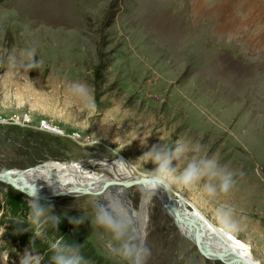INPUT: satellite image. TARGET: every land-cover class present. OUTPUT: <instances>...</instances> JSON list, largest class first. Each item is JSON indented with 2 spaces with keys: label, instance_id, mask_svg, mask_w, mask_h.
<instances>
[{
  "label": "rangeland",
  "instance_id": "1",
  "mask_svg": "<svg viewBox=\"0 0 264 264\" xmlns=\"http://www.w3.org/2000/svg\"><path fill=\"white\" fill-rule=\"evenodd\" d=\"M229 1L230 11L236 3ZM221 9L210 10L216 22L206 25L208 14L197 21L191 0H0V170L83 161L95 176L128 178L104 165L122 158L131 175L147 177L156 165L141 156L153 145L174 156V175L189 162L215 159L220 172L232 174L228 192L219 190V177H203L187 189L172 184L169 193L248 244L264 264V44L254 36L257 25L237 18L242 10L222 16ZM225 19L232 22L220 26ZM24 48H35L38 69L13 66L11 56ZM75 84L87 94H73ZM120 193L140 216V187ZM40 199L60 223L34 237L25 193L0 180L3 264H19L32 247L41 264H51L56 240L79 246L87 264H127L109 253L106 245L116 242L94 223L88 196ZM220 212L237 222L235 230H223ZM68 216L83 219L73 225ZM143 216L145 264H226L197 250L158 196Z\"/></svg>",
  "mask_w": 264,
  "mask_h": 264
},
{
  "label": "bare ground",
  "instance_id": "2",
  "mask_svg": "<svg viewBox=\"0 0 264 264\" xmlns=\"http://www.w3.org/2000/svg\"><path fill=\"white\" fill-rule=\"evenodd\" d=\"M233 1L234 3H236V6L234 5L229 8L231 13L235 16L240 10H242V15H239L237 18L241 17L243 19H246L245 22L250 23L251 26L257 25L255 26L256 28L254 27V29H257L253 32L254 34L257 32V34H255L254 36H257V38L260 37V43L264 44V0ZM191 2L193 15L197 21L201 18L202 13L208 14L209 17H206L208 18L207 22L204 23L206 25H210L208 21L213 22L214 20V22H216L215 17L213 16L214 13L212 14L210 10L215 9V12H218V8H223V10H220V15L222 16L223 12L230 13V11L226 9L227 7H229V0H191ZM210 14L213 18L210 16ZM230 22H232V20L230 19L219 21L220 26L224 25V27H226ZM215 25L217 24L215 23ZM235 30H237L238 32L240 31L239 25L235 26ZM240 34L241 33H239V35ZM241 36L243 37L244 42V38H247L248 34L242 33ZM250 42L251 41L249 39V43ZM216 67L220 68V66ZM223 70L224 67L221 65V68L216 71H221L223 73ZM215 91H218V89H215ZM125 163L122 158H118L115 161L105 163L104 165H106L111 170H115L119 173L125 172L127 175H130L128 178L115 177L108 180L106 177H103V175L95 176L96 174H90L86 171V166L83 161H47L35 167L29 168L28 170H8V172L6 173V177L0 180L7 183H9V181H13L19 188V190L23 192L35 188L38 192L39 198H47L61 194L72 196L75 195V193L69 192L67 190L80 193V195L82 193H86L90 190L95 189L107 191L111 189L112 191H114V193H120L123 189H125V187H129L121 184H125L134 178V176L131 175V171L126 167ZM6 171H4V173ZM0 172L2 171L0 170ZM141 178L144 179L147 177ZM107 181H117L119 182V184H116V186L113 187H104ZM144 184L145 182L137 185L140 187V189H142L144 187ZM122 195L123 194H121V196ZM153 195L159 197L164 211L173 219L174 224L184 237L194 243L195 236H198L197 245L202 253L222 260L226 264H259V262L251 256L250 247L248 246V244L237 240L232 233L223 232L219 229H216L211 223L204 219L199 212L195 210H189L185 199L180 197H172L169 193V188L168 190H166V188L158 187L153 191L151 196ZM147 204L148 202L145 203L140 197L141 215L137 218L134 217V215H136V212H134L131 207L126 205V215L131 221L132 228L136 232V228L139 227V231L141 234H137V237L141 243L143 239L142 223L145 222L143 219V212ZM135 221L137 222L136 224H138V226H135Z\"/></svg>",
  "mask_w": 264,
  "mask_h": 264
},
{
  "label": "clouds",
  "instance_id": "3",
  "mask_svg": "<svg viewBox=\"0 0 264 264\" xmlns=\"http://www.w3.org/2000/svg\"><path fill=\"white\" fill-rule=\"evenodd\" d=\"M35 48H24L19 54H13L11 60L13 66L17 70H22L27 73L29 70L38 69V60L35 59ZM73 94L84 96L87 90L82 84H75L70 87ZM146 142L143 140L142 143ZM182 149L177 148V153ZM141 162L151 160L156 168L148 173L144 187L141 189V198L147 203L154 190L158 187L170 188L172 184L182 185L184 188H191L198 180L203 177H219V190L228 192L231 188L232 174L222 173L217 169L215 159H203L200 161L189 162L179 175H174V169L169 167L171 159L174 158L166 148L158 149L155 145L152 149L141 156ZM208 195H213L216 188L211 184H206L204 188ZM75 193V196L80 193L67 190ZM27 197V220L32 227L34 237L44 235L45 227L55 228L60 223V216L54 214L51 210V205L42 203L35 188L24 192ZM89 197L86 203L93 207L94 223L110 233L111 240L115 241V245L109 243L106 245L109 253L115 257H119L127 261V264H145L147 257L150 255V250L144 247L137 237L135 230L131 227V221L126 215V206L121 199L120 193H111L107 190H90L82 193ZM106 201V203H105ZM219 223L223 230H235L237 222L232 220L229 214L220 212L218 214ZM69 223L73 225L80 224L81 218L67 217ZM143 219H147L144 216ZM3 228V227H0ZM4 229V228H3ZM22 231V229H17ZM3 233V231H0ZM32 244V240L29 241ZM53 254L50 257L51 264H87L85 258L81 255L80 247L77 245L64 243L62 240H56L51 244ZM42 256L35 253V249H25L23 254L19 255V264H41ZM3 264V261H0Z\"/></svg>",
  "mask_w": 264,
  "mask_h": 264
},
{
  "label": "water",
  "instance_id": "4",
  "mask_svg": "<svg viewBox=\"0 0 264 264\" xmlns=\"http://www.w3.org/2000/svg\"><path fill=\"white\" fill-rule=\"evenodd\" d=\"M8 171H6L5 173H4V171H2V172H0V179H3V178H5L6 177V173H7ZM146 179L147 178H141V177H134L132 180H130L129 182H127V183H125V184H121V185H126V186H132V185H137V184H141V183H143V182H145L146 181ZM8 184H10L11 186H13L15 189H17V190H19V188L15 185V183L13 182V181H9V183ZM116 184H119V182H115V181H107L106 183H105V185H104V187H106V186H111V187H113V186H116ZM166 190H168V188H166ZM121 199L123 200V202H124V204H125V206L127 205L126 204V201H125V198H124V195H122L121 196ZM137 222L135 221V226H138V224H136ZM136 234H138V235H140L141 233H140V231H139V227H137L136 228ZM194 244L196 245V248H197V250H198V236H195V238H194Z\"/></svg>",
  "mask_w": 264,
  "mask_h": 264
},
{
  "label": "built area",
  "instance_id": "5",
  "mask_svg": "<svg viewBox=\"0 0 264 264\" xmlns=\"http://www.w3.org/2000/svg\"><path fill=\"white\" fill-rule=\"evenodd\" d=\"M38 125H39V127L42 128V129H47V126H46L45 121H40Z\"/></svg>",
  "mask_w": 264,
  "mask_h": 264
}]
</instances>
